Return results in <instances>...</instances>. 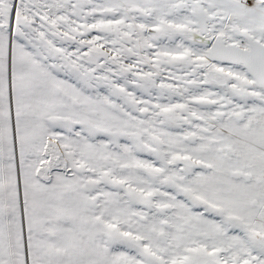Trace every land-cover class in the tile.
<instances>
[{
	"label": "snow or ice",
	"instance_id": "obj_1",
	"mask_svg": "<svg viewBox=\"0 0 264 264\" xmlns=\"http://www.w3.org/2000/svg\"><path fill=\"white\" fill-rule=\"evenodd\" d=\"M0 264H264V0H0Z\"/></svg>",
	"mask_w": 264,
	"mask_h": 264
}]
</instances>
